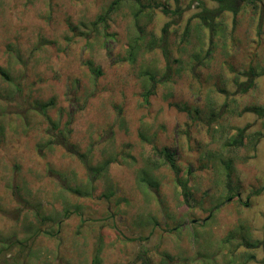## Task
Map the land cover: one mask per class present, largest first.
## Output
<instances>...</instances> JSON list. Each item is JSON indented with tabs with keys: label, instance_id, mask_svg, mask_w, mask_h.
Returning a JSON list of instances; mask_svg holds the SVG:
<instances>
[{
	"label": "rangeland",
	"instance_id": "rangeland-1",
	"mask_svg": "<svg viewBox=\"0 0 264 264\" xmlns=\"http://www.w3.org/2000/svg\"><path fill=\"white\" fill-rule=\"evenodd\" d=\"M113 1L0 0V264H264V0Z\"/></svg>",
	"mask_w": 264,
	"mask_h": 264
},
{
	"label": "trees",
	"instance_id": "trees-1",
	"mask_svg": "<svg viewBox=\"0 0 264 264\" xmlns=\"http://www.w3.org/2000/svg\"><path fill=\"white\" fill-rule=\"evenodd\" d=\"M218 2V7L217 8H214V9H206L204 8L203 11L201 13H198V16L201 17V19L207 23L209 26H211V28H213L214 26L212 25L211 21L213 20V18H215L216 16H219L221 15L222 12L224 11H232L234 14H238V12L240 11V9L242 8L241 7V3L243 2L242 0H216ZM136 2L140 5V0H136ZM116 4H120L121 5V1L120 0H114L110 5H108L101 14H99L98 16V20L99 22L101 23H105L109 20V18L111 17L112 15V12H113V9H114V6ZM166 12H167V9H165ZM138 12H141V8ZM136 14V13H135ZM97 22V21H96ZM95 22V23H96ZM106 35L109 36V33L106 32ZM135 48L134 46H132V49L130 51V54L129 56L131 57V60H133V58L135 57ZM168 58V56H167ZM169 59V58H168ZM93 69V67H91ZM94 70V69H93ZM95 73L97 75H99L101 73L100 70H94ZM0 73L2 74V76H4V78H9L8 77V74L6 72H4L3 70L0 69ZM170 73V72H169ZM169 73L167 72L165 76H167V74L169 75ZM247 76H249V79L248 81L242 83L240 86L241 88V91L243 92H247L253 85H254V80L253 78L255 76H257V72L254 71V69H250V71L248 73H246ZM151 81H153V84L149 82L150 84V87L146 90L145 92V95H144V100L148 103L149 102V97L150 95H152L155 91L154 89V86H155V76H151L150 79ZM52 102H48V103H45L43 104L44 107L43 108H40L43 112H46V108L49 104H51ZM264 109V108H262ZM247 110H250V111H258L260 110L257 106H252L251 108L247 109ZM64 137H65V134H64ZM66 138V137H65ZM245 139L246 138V135H245V128H241L238 130V133L236 135V137H233L230 141V145L232 146H239V145H243L245 143ZM71 148V149H70ZM67 150H69V152L73 153V154H79L77 150L74 149V147H70V145L67 146ZM227 165V168L228 169H231V167L233 166V163L232 161H225V163ZM171 165L175 166L174 163H171ZM179 173V172H178ZM226 178L228 181V185L227 187L229 188V194L231 197H235L236 195L239 194V191L236 193L233 189V178H232V174H233V171L232 173L228 172L226 173ZM183 184V188H184V194L185 196H187L189 194V191L187 189V181L182 183ZM263 188H260L256 191H254V194L255 195H258L262 192ZM259 246L258 244L255 245V247ZM97 258V257H96Z\"/></svg>",
	"mask_w": 264,
	"mask_h": 264
}]
</instances>
